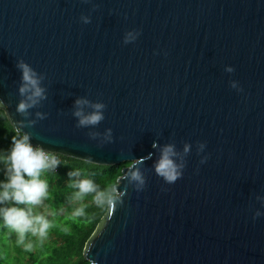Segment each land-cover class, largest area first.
Masks as SVG:
<instances>
[{
  "label": "water",
  "instance_id": "water-1",
  "mask_svg": "<svg viewBox=\"0 0 264 264\" xmlns=\"http://www.w3.org/2000/svg\"><path fill=\"white\" fill-rule=\"evenodd\" d=\"M20 61L44 89L23 115ZM0 99L46 152L131 164L89 264H264V0H0Z\"/></svg>",
  "mask_w": 264,
  "mask_h": 264
},
{
  "label": "clouds",
  "instance_id": "clouds-1",
  "mask_svg": "<svg viewBox=\"0 0 264 264\" xmlns=\"http://www.w3.org/2000/svg\"><path fill=\"white\" fill-rule=\"evenodd\" d=\"M82 20L85 23H90L88 17H82ZM17 67L22 73L19 94L23 99L19 101L16 111L23 115L44 97V89L41 87V78L28 63L20 61ZM76 103L85 105L89 104V101L81 99ZM90 106L93 111L88 114H85L82 108L74 113L79 118V126H95L104 119L102 111L105 107L104 104L95 103ZM0 108H5L3 99H0ZM17 124L19 129L23 128L22 123L17 122ZM19 129L16 128V131L21 135H14L10 149L6 154H0V162L4 163L7 169V179L0 182V205L11 202V206L0 207V218L6 227L16 232L18 245L23 246L25 251H31L34 247L33 243L25 242L28 234L36 237L42 244L53 227L45 215L32 213V207L41 205L48 196V182L41 178L42 174L54 171L61 162L56 154L46 152L40 146H34L30 142L31 134ZM187 150L186 147L185 151ZM174 155L173 146H165L155 165L157 175L168 183H174L180 176L173 160ZM69 175L82 177L74 180L71 185L78 189L75 194L76 200H83L86 196L92 195L93 203L98 207L108 206L111 208L117 205L119 197L115 186H111L108 191H98L95 182L79 170L70 172ZM130 179L140 184L144 183L139 172H133ZM20 204L31 207L26 210L15 206ZM72 215L75 217L85 216V206L82 205L74 209Z\"/></svg>",
  "mask_w": 264,
  "mask_h": 264
},
{
  "label": "trees",
  "instance_id": "trees-1",
  "mask_svg": "<svg viewBox=\"0 0 264 264\" xmlns=\"http://www.w3.org/2000/svg\"><path fill=\"white\" fill-rule=\"evenodd\" d=\"M14 135L19 136L6 114L0 111V154H6L10 149ZM58 159L61 162L59 167L43 173L41 177L48 182L47 198L41 205L32 207L35 214H41L42 209L50 214L46 218L53 227L49 230L48 237L41 244L36 237L28 234L25 242H32L34 247L31 251H25L17 243L16 232L6 227L0 218V264H89L84 258V251L109 207H98L93 203L92 195L76 200L78 189L71 185L74 180L82 177H72L69 173L79 170L95 182L98 191H108L111 186L118 185L123 170L131 164L105 168L79 160ZM6 179V165L0 162V182ZM82 205L86 208V215L73 216L74 209ZM5 206H11V202L0 205ZM15 206L26 210L31 207L23 204Z\"/></svg>",
  "mask_w": 264,
  "mask_h": 264
},
{
  "label": "rangeland",
  "instance_id": "rangeland-1",
  "mask_svg": "<svg viewBox=\"0 0 264 264\" xmlns=\"http://www.w3.org/2000/svg\"><path fill=\"white\" fill-rule=\"evenodd\" d=\"M32 213L35 214L34 211H32ZM41 214H42V215H45L46 217H50V214H49L45 209H42V210H41Z\"/></svg>",
  "mask_w": 264,
  "mask_h": 264
},
{
  "label": "built area",
  "instance_id": "built-area-1",
  "mask_svg": "<svg viewBox=\"0 0 264 264\" xmlns=\"http://www.w3.org/2000/svg\"><path fill=\"white\" fill-rule=\"evenodd\" d=\"M57 168H58V167H57ZM57 168H56V169H57Z\"/></svg>",
  "mask_w": 264,
  "mask_h": 264
}]
</instances>
